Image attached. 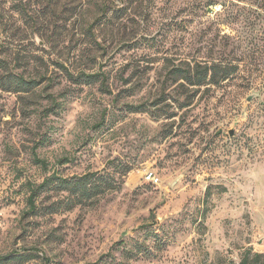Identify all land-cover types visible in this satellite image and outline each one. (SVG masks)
<instances>
[{
	"label": "rangeland",
	"instance_id": "rangeland-1",
	"mask_svg": "<svg viewBox=\"0 0 264 264\" xmlns=\"http://www.w3.org/2000/svg\"><path fill=\"white\" fill-rule=\"evenodd\" d=\"M220 60L238 66L220 86L179 77ZM91 171L118 186L54 213L64 193L38 189L32 210L44 178ZM9 253L0 264H264V0H0Z\"/></svg>",
	"mask_w": 264,
	"mask_h": 264
},
{
	"label": "trees",
	"instance_id": "trees-1",
	"mask_svg": "<svg viewBox=\"0 0 264 264\" xmlns=\"http://www.w3.org/2000/svg\"><path fill=\"white\" fill-rule=\"evenodd\" d=\"M237 69L238 66L230 61H211L210 64L206 63L204 66L195 62L192 66V70H190V65H188V68L183 74H180L181 76L179 77L184 79L187 85L200 86L213 84L220 86L223 81L235 78L234 76ZM6 82H15V88L18 91L21 88L24 90H29L31 88V82L23 80L21 77L11 80L10 75H7ZM36 161L43 162L39 158H37ZM128 170L129 168H126L124 172ZM117 186L118 184L114 177L99 171L85 172L79 176L71 175L69 177L55 176L53 174V176L46 177L38 183L36 189L31 191L32 194L29 197V201L31 202V208L33 210L35 208L33 207L32 200L33 197L36 196V190L56 189L58 192L64 193L62 195L64 199L63 201H58V204H56L57 202L55 201L46 207L49 209L48 211L50 213H54L60 209L70 210L73 206L83 204L86 201L94 203L101 195L116 189ZM10 254L11 253L0 256V261L7 260ZM260 256H262L260 253L254 254L252 259L248 257V254H245L240 259L239 264H253L254 258H259ZM99 260H102V258H99ZM105 260L106 259H103L102 261L105 262ZM96 262H94V264H97Z\"/></svg>",
	"mask_w": 264,
	"mask_h": 264
},
{
	"label": "built area",
	"instance_id": "built-area-1",
	"mask_svg": "<svg viewBox=\"0 0 264 264\" xmlns=\"http://www.w3.org/2000/svg\"><path fill=\"white\" fill-rule=\"evenodd\" d=\"M145 179L150 181V182H153V183H157L158 182V177L151 170L147 171V173L145 174Z\"/></svg>",
	"mask_w": 264,
	"mask_h": 264
}]
</instances>
